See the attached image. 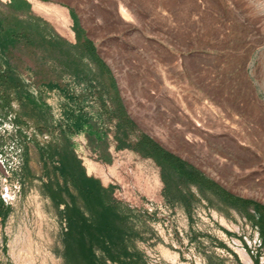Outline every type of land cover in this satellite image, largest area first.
<instances>
[{
    "label": "rangeland",
    "instance_id": "obj_1",
    "mask_svg": "<svg viewBox=\"0 0 264 264\" xmlns=\"http://www.w3.org/2000/svg\"><path fill=\"white\" fill-rule=\"evenodd\" d=\"M40 1L80 16L143 129L264 202V0ZM22 145L0 112V264H65L39 151L30 144L24 179ZM215 246L201 241L199 251L216 255ZM148 264L167 262L150 250Z\"/></svg>",
    "mask_w": 264,
    "mask_h": 264
},
{
    "label": "crops",
    "instance_id": "obj_2",
    "mask_svg": "<svg viewBox=\"0 0 264 264\" xmlns=\"http://www.w3.org/2000/svg\"><path fill=\"white\" fill-rule=\"evenodd\" d=\"M27 1L31 4L27 11L0 3L2 16L21 21L42 19L51 30L45 43L53 40V45L36 46L31 55L18 43L10 47L7 64L27 85L29 97L38 105L36 110L47 114L50 130L39 132L33 119L18 124V102L9 109L2 108L0 102V112L16 126L21 145L25 144L19 149L23 159L19 169L31 172L27 157L33 143L42 162V182L46 167L40 149L49 141L48 145L60 149L67 144L76 151L87 176L99 180L103 187L114 186L111 196L130 227L125 239L128 258L106 259L107 264H148L150 250L158 252L167 264H264V202L235 192L143 129L79 15L71 10L67 19L54 5L41 2L35 10ZM86 123L105 127L107 132L103 130V136L97 132L98 139L84 136L89 132ZM37 134L48 140H40ZM86 146L91 158L80 154ZM59 163L55 154L50 165L56 169ZM70 192L76 194L73 186ZM7 208L2 202L1 211ZM59 223L62 243L65 222L59 217ZM202 226L208 234L201 232ZM201 241L213 242L220 253L211 255L207 250L203 254L199 251Z\"/></svg>",
    "mask_w": 264,
    "mask_h": 264
},
{
    "label": "trees",
    "instance_id": "obj_3",
    "mask_svg": "<svg viewBox=\"0 0 264 264\" xmlns=\"http://www.w3.org/2000/svg\"><path fill=\"white\" fill-rule=\"evenodd\" d=\"M30 1L34 9L38 10L41 1ZM0 3L9 6L10 9L27 11L31 7L27 0L0 1ZM1 9L0 6L1 107L9 109L12 108L14 101L18 102L20 109L15 119L18 124L24 125L27 124L28 119H33L39 132H44V128L50 130L47 114L36 110L38 105L29 97L27 85L7 64V58L12 52L10 47H15L18 43L31 55L36 46L53 45V40L45 43L47 42L45 35L51 33L48 29L49 25L42 19L34 17H27L22 21L15 17H4ZM38 39L40 42H37ZM86 125L89 129L87 132L89 137L98 139L97 132L103 136L105 129L102 126L94 124L88 126V123L84 126ZM33 138L38 140L36 135ZM49 143H45L40 149L46 167V179L42 181V191L58 209L61 222H65L61 230L65 264H107L106 259L118 261L121 257L128 258V243L125 239L130 227L126 218L120 215L111 196L114 186L103 187L99 180L87 176L81 159L74 149L73 151L69 149L67 144L60 149L52 146V143L48 145ZM55 154H58L60 162L56 169L50 165ZM57 174L61 176L62 182ZM23 175L25 179H31L28 168H25ZM70 186H73L76 194L70 192ZM1 205L2 202L0 208ZM0 216L6 217L7 212L3 211Z\"/></svg>",
    "mask_w": 264,
    "mask_h": 264
}]
</instances>
